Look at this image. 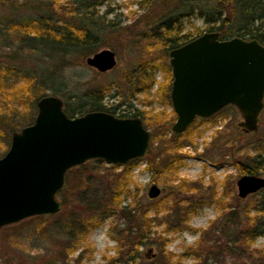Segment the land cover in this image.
Returning a JSON list of instances; mask_svg holds the SVG:
<instances>
[{
    "label": "rangeland",
    "instance_id": "374dc122",
    "mask_svg": "<svg viewBox=\"0 0 264 264\" xmlns=\"http://www.w3.org/2000/svg\"><path fill=\"white\" fill-rule=\"evenodd\" d=\"M68 2L0 0V118L5 115V123L0 122V134L4 136L0 143V158L8 151L13 134L4 135L8 133L7 124L16 127L15 132L26 127L18 125L21 116L9 108L17 109L18 95L7 94L23 84H30L34 93L46 96L53 95L52 88L62 89V93L69 91L72 95L101 91L106 107L118 106L116 114L132 106L144 117L161 113L170 124L168 129L156 131L154 141L150 136L145 157L130 160L133 166L117 206L127 208L129 218L118 211L99 213L95 218L97 224L92 228L77 230L70 227L79 215L74 207L100 199L104 194L101 178L113 171L119 173L126 165L89 160L66 172L64 185L55 196L61 204L59 212L30 217L0 229V264H125L129 246H125L121 238L129 231L138 236L137 225H141L150 237L145 243H156L135 249L141 264H255L264 253V237L257 238L250 245L252 257L249 259L216 256V252L220 244L217 240L222 238V229L225 230L222 225L231 221V211H235L238 225H244L259 215L257 210L264 200V189L239 198L236 183L241 175L235 163L257 154L264 138V108L259 115L257 130L252 133H245L240 126L244 120L239 111L227 106L209 119H196L184 133L176 135L179 137L175 141L171 126L176 115L169 98L172 77L169 79L165 69L155 67L158 61L168 64V55H155L150 68L156 80L153 87L132 96L129 83L132 70L151 58L144 49L141 35L146 29L147 17L152 13L140 6V0H104L95 9L98 16L105 17L104 21L113 23L120 32L118 37L108 35L109 31L97 34V48L89 55L102 49L111 50L117 64L109 72L99 73L88 67L85 63L87 57L82 59L78 52L71 57L58 54L44 58L42 54L29 51L20 41V29L34 26L42 15L50 17L55 26L67 23ZM193 6L182 12L190 11ZM163 11L161 4L155 9L157 14ZM228 14L223 13L221 19L229 17ZM210 15L199 8L190 16H183L179 20L183 33L194 32L195 28L208 33L209 27L219 25L218 22L206 23L205 19L211 18ZM234 27L232 24L224 27V31L230 33L225 40L235 38L241 32ZM211 32L220 35L219 31ZM44 77L47 84L42 82ZM167 83H170L166 93L168 99L157 95L159 85ZM56 96L64 102V98ZM28 112L36 116L37 106L23 114ZM145 129L150 135L154 130L152 127ZM169 150L173 151L172 161L165 157ZM149 153L158 156L155 162L160 167L156 173L147 168L145 159ZM152 185L161 190L154 199L148 197ZM62 202L66 205L62 206ZM175 206L179 207L180 217L175 215L177 219L173 218ZM180 221L183 223L178 224ZM209 227H212L211 231L206 233ZM214 240L217 242L213 243ZM164 257H169L170 263Z\"/></svg>",
    "mask_w": 264,
    "mask_h": 264
},
{
    "label": "water",
    "instance_id": "95a60500",
    "mask_svg": "<svg viewBox=\"0 0 264 264\" xmlns=\"http://www.w3.org/2000/svg\"><path fill=\"white\" fill-rule=\"evenodd\" d=\"M172 82L169 98L176 120L174 135L184 133L196 119H209L227 106L243 118L245 133L257 130L264 108V46L239 37L219 40L203 33L168 51ZM99 73L115 68V54L102 49L86 58ZM31 125L11 135L0 158V229L30 217L55 214L61 204L55 196L66 172L92 159L123 166L146 156L149 132L139 118H118L102 111L70 118L63 101L53 95L37 101ZM238 197L264 189V177L244 175L237 183ZM160 188L152 185L150 199Z\"/></svg>",
    "mask_w": 264,
    "mask_h": 264
},
{
    "label": "trees",
    "instance_id": "16d2710c",
    "mask_svg": "<svg viewBox=\"0 0 264 264\" xmlns=\"http://www.w3.org/2000/svg\"><path fill=\"white\" fill-rule=\"evenodd\" d=\"M103 1L69 0V7L66 9L67 12H65L69 20L67 23L55 26L50 17L42 15L37 19V23L34 26H24L20 29V41L25 44L29 51L42 54L44 58H53L58 56V54L71 57L77 52L82 59L86 58L97 48V34L104 33L105 31H109L108 35L114 34L116 37L120 34L119 30L113 27V23L109 21L105 22V17L97 15L95 9ZM159 4L164 6V11L157 14L155 13V9ZM140 6L149 9L152 13V16L147 17L146 29L141 35V41L145 46L144 49L147 50L151 58H148L149 60L147 59L145 63L140 62L132 70L129 82L133 89L132 96L140 92H147L156 83L155 75L150 68L153 67L157 53L167 55L168 51L178 48L203 34L197 28L194 29V32L183 33V28L181 23H179V20L183 16H190L194 12V9L200 8L211 14V18L205 19L206 23L214 24L218 22L219 25L217 27L211 26L206 31H219V40H225L229 36V31H224V27L232 24L241 31L236 34L237 37L243 40L255 39L264 46V0H140ZM190 6H193L190 11L182 12L185 8H190ZM225 12L229 13V17L221 19L222 14ZM199 15L202 16L200 13ZM214 16L217 17L214 18ZM255 23H257L256 26H254ZM158 62L159 64L155 67L165 69L169 79H171L170 66L165 61ZM42 82L47 84L45 77ZM169 87L170 83L160 84L157 95L166 96L168 99L166 93ZM52 90H54V96L58 95L64 98L63 110L70 118L82 116L85 113L93 111L106 112L118 118H140L145 128H154L150 135L153 141L156 131H164L168 129L170 124L161 113L144 117L137 109H132V106L116 114L115 110L118 106L106 107L103 103L104 93L101 91L72 95L69 91L62 93V89L55 90L52 88ZM7 94L18 95L19 97L20 102L16 106L17 109H12L11 106L9 108L21 116L18 124L20 126H27L33 123L34 113H23L35 108L38 99L46 96L44 93H34L30 89V84L18 86ZM20 111L21 114L19 113ZM27 114L28 116H26ZM4 117L5 115H2L0 118L2 124L5 123ZM15 131L16 127L7 124L8 133H4V135L7 136ZM3 137L0 134V143ZM178 137L174 135L173 139L176 141ZM172 156V150H169L165 154L166 159H171V161L173 160ZM156 157L158 156L149 153L145 159L147 168L153 173H156L160 167L155 162ZM260 165L263 166L262 169ZM132 166L133 161H129L119 173L115 174L113 171L107 177L101 178L104 185L103 196L93 201V203L82 202L77 204V207H74L78 210L79 215L70 223L72 229L92 228L97 224L95 218L99 213L118 211L125 218L130 217L127 208L119 209L117 206L120 194L125 191L127 178ZM235 167L241 176L264 175V138L260 142L257 154L254 157L247 156L245 160L236 162ZM65 205L66 202H62V206ZM173 212V218L177 219L175 215H179V207H173ZM257 212L259 215L252 217L244 225H238L234 210L229 213L231 221L227 225H222L225 230L222 229V238L217 240L220 244L217 245L216 256L229 255L246 259L252 257V252L249 251L250 245L257 238L264 237V200H262ZM145 215L146 213L143 212V216ZM181 223L183 222L180 221L178 224ZM211 228L209 227L206 233H209ZM137 229L138 236L133 235L129 231L126 237L121 238L125 246H129V255L125 259V264H141V258L135 249L141 245H156V243H145L150 237L149 235L147 236L146 231L141 228V225H137ZM217 241L214 240L213 243ZM159 246H164V244L159 243ZM261 255L262 258L255 264H264V253ZM164 258L167 260V263H170L169 257Z\"/></svg>",
    "mask_w": 264,
    "mask_h": 264
}]
</instances>
